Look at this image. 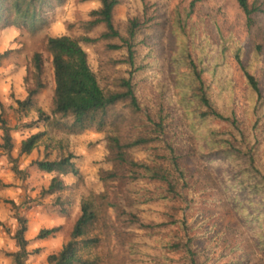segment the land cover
Segmentation results:
<instances>
[{"label":"rangeland","instance_id":"1","mask_svg":"<svg viewBox=\"0 0 264 264\" xmlns=\"http://www.w3.org/2000/svg\"><path fill=\"white\" fill-rule=\"evenodd\" d=\"M190 1L119 0L113 10V25L119 37L112 39L98 38L105 30L103 24L84 26L96 17L92 12L100 7L98 0H52L41 10L35 29L0 25V116L11 125L13 141L10 152L0 148V218L5 211L10 212L3 221L7 235L0 227V245L7 239L5 251L17 249L12 238L17 224L15 214L23 215L27 218V250L40 248L26 264H46V256L69 238L80 203L85 201L96 213L85 237L95 236L99 241L90 247L81 245L84 258L97 259V264H190L183 251L166 246L170 232L178 230L171 221L181 216L184 204L157 198L161 185L145 178L132 179L127 171H121V178H104L107 171H117L108 149L111 137L126 139L144 133L149 118H163L166 140L197 181L199 195L186 210L187 221L192 226L197 224L191 234H202L195 239L197 261L264 264V250L257 248L221 191L212 167L200 157L197 140L179 111L175 88L176 69L184 70L182 60L186 56L195 62L203 59L207 66L205 79L216 85L217 77L225 76L233 85L237 117L246 120L251 91L233 53L240 50L243 64L255 75L264 97V13H253V23L248 25L237 0H200L191 11ZM253 2L264 8V0H248ZM132 19H137L139 26L130 41V64L122 43L128 37ZM62 34L78 40L101 88L119 89V79L130 78L139 110L121 102L104 116L97 112L85 117L81 125L75 124L72 114L53 113V71L45 42L49 35ZM84 37L97 39L86 41ZM112 44L121 46L113 49ZM34 52L43 57L44 87L33 105L19 109L16 99H23L34 85ZM28 123L33 124L26 127ZM39 131L43 135L32 151L18 156L21 140ZM165 153L158 143L130 149L137 161L155 158L165 162L158 158ZM68 154L73 155L77 174L68 168L44 172L30 164L34 159L52 160ZM12 163L22 172L17 174ZM52 178L60 180L63 188L43 194ZM54 226H60L54 236L36 238L40 228ZM0 258L4 259L0 264H14L9 254L0 253Z\"/></svg>","mask_w":264,"mask_h":264},{"label":"trees","instance_id":"2","mask_svg":"<svg viewBox=\"0 0 264 264\" xmlns=\"http://www.w3.org/2000/svg\"><path fill=\"white\" fill-rule=\"evenodd\" d=\"M58 2V0H55ZM100 7L92 13L96 17L84 23L86 28L103 24L105 30L100 39L119 37L113 25V10L119 0H98ZM145 3V0H141ZM191 0V11L196 2ZM238 6L245 15L246 23H253L252 15L256 12L264 13V8L248 3V0H237ZM52 4V0H0V25L14 24L21 28L35 29L40 20V12L44 7ZM139 22L132 19L127 28L128 37L123 39L122 45L128 51V63H132L131 40ZM86 41L97 38L84 37ZM121 44H112L110 48L118 49ZM45 48L50 55L53 71L54 89L52 95V111L60 116L72 114L74 122L81 125L84 118L101 113L106 115L121 102H127L133 110H139L137 95L130 78L119 79V89L105 90L100 87L94 72L90 69L87 55L78 40L68 35H49L46 38ZM185 50V49H183ZM247 87L251 91V99L246 120L237 117L234 109L233 85L225 76H218L215 82L205 79L206 67L203 59L195 62L189 56L182 61L184 70L176 69V93L180 104V113L188 128L194 134L198 143L199 155L212 167L216 181L230 203L232 209L242 219L244 227L253 237L259 250H264V97L259 89L255 75L243 64L240 50L233 53ZM34 85L23 99H16L19 109L33 105L35 96L44 87L41 79L43 73V57L40 52L32 55ZM213 76V75H212ZM215 86V88L213 87ZM111 113V112H110ZM116 117L117 114H115ZM150 122L144 133H135L123 139L120 135L111 137L108 146L110 156L116 164L117 171H107L105 179L121 178V171H127L132 179L145 178L150 182L161 185L157 198L174 200L184 206L179 218H173L171 224H177L178 230L170 232L167 248L181 250L189 259L190 264H200L194 250L195 239L202 234L192 233L195 225L187 221L186 210L189 203L197 198V181L193 179L189 169L182 165L180 156L175 153L171 143L164 136L163 118L148 119ZM28 123L26 127H31ZM11 126L0 116L1 140L0 148L10 152L13 148ZM42 132H35L21 140L18 156L28 154L36 146ZM158 143L166 151L158 158L166 161H137L130 155L134 147H147ZM157 156V155H155ZM68 154L58 159H34L30 164L44 172L63 171L68 168L77 174V168ZM157 158V157H156ZM14 161L16 159H13ZM13 162V161H12ZM12 169L19 174L22 172L12 163ZM120 170V173H119ZM60 180L52 178L43 194L63 188ZM156 198V199H157ZM151 200L154 197H150ZM11 204L14 205V203ZM16 227L12 233L17 249L13 252L0 249L1 252L13 257L14 264H26L31 254L39 253L36 247L27 250L28 240L25 238L27 218L15 214ZM96 219V213L88 202L80 203V213L70 230L69 238L61 247L46 256V264H97V259L84 258L80 253L81 245L90 247L99 239L95 236L85 237L88 229ZM136 222H139L136 218ZM193 222V221H192ZM4 228V223L0 221ZM148 227H152L146 225ZM60 226L40 228L37 239L54 236ZM205 234V232H203Z\"/></svg>","mask_w":264,"mask_h":264},{"label":"crops","instance_id":"3","mask_svg":"<svg viewBox=\"0 0 264 264\" xmlns=\"http://www.w3.org/2000/svg\"><path fill=\"white\" fill-rule=\"evenodd\" d=\"M10 125V124H9ZM11 126V125H10ZM8 212H9V210L8 211H5L4 212V214L2 215V217L0 218V221H4L5 219H6V215L8 216ZM10 213V212H9ZM1 227V226H0ZM2 228V227H1ZM2 230L4 231V233L6 234L7 232L2 228ZM0 233H1V231H0ZM10 235H11V233H9ZM7 235V234H6ZM46 239V238H45ZM7 239H5V243H3V244H1L0 245V249H7V247H6V243H7V241H6ZM40 240H43V239H40ZM0 253H3V252H1L0 251ZM1 260H4V259H2V258H0Z\"/></svg>","mask_w":264,"mask_h":264}]
</instances>
